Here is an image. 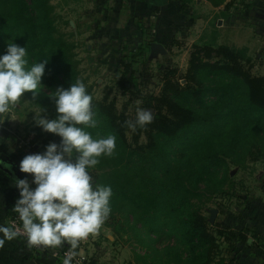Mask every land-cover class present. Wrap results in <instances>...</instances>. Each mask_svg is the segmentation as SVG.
<instances>
[{"label":"trees","instance_id":"trees-1","mask_svg":"<svg viewBox=\"0 0 264 264\" xmlns=\"http://www.w3.org/2000/svg\"><path fill=\"white\" fill-rule=\"evenodd\" d=\"M184 1L181 7L187 6ZM59 18L51 0H0V55L15 41L27 48L30 64L46 61L42 78L46 91L35 98L31 92L25 95L44 109L43 115L49 119L57 116L49 93L58 87L69 88L77 79L84 81L99 122L88 131L94 138L116 137V155L103 158L91 173L95 184L112 187L111 215L124 213L134 229L175 234L188 246L207 241L209 249L199 257L207 256L210 262L213 239L208 218L194 199L207 196L212 189L224 193L228 160L247 150L249 138L255 146L264 144V75L251 72L246 49L215 45L208 39L202 42L204 47L197 48L209 56L215 53L219 59L204 60L199 51L193 53L186 83L168 79L160 95L144 101L143 107L153 109V123L132 132L125 121L135 120L136 114L119 111L108 95L101 100L94 97L93 86L81 74L75 44L65 38ZM123 82L121 78L128 89V83ZM42 135L46 142L60 143L59 136L45 131L35 140ZM174 144L183 146L182 153L170 163L168 157L179 150H170ZM8 175L14 181L23 179L16 173ZM15 215L13 212L11 218ZM64 247L68 249V245ZM168 254L182 260L177 253ZM196 259L188 257L187 261Z\"/></svg>","mask_w":264,"mask_h":264},{"label":"rangeland","instance_id":"rangeland-1","mask_svg":"<svg viewBox=\"0 0 264 264\" xmlns=\"http://www.w3.org/2000/svg\"><path fill=\"white\" fill-rule=\"evenodd\" d=\"M127 2L119 7L113 1L51 0L60 15L59 28L67 41L75 44L81 74L93 86L96 99L108 95L109 101H116L119 111L130 116L136 114L137 107L153 111L143 107L144 101L160 95L170 78L185 84L192 54L208 39L215 45L246 49L253 65L251 72L264 75V28L253 27L258 23L253 15L245 25L238 9H232L229 16L215 19L214 23L218 19L222 22L217 26L221 30L214 33L204 29L205 21H193L191 15L181 12V0H170L166 6L172 4L171 7L160 13L154 8L149 16L134 15L140 12L139 8L128 10ZM162 2L156 0L154 5L162 6ZM231 4L240 7L241 2L232 0ZM152 43L161 44L164 51L154 52ZM198 56L209 61L219 59L215 53L209 56L204 50ZM121 78L128 83V89L122 86ZM23 99L27 107L17 111V120L0 124V140H5L1 152L5 153L3 157L17 161L18 174L26 155L42 153L53 143L46 142L44 135L35 140L44 131L36 125L35 113L29 110L42 109L27 95ZM176 144L170 150H179L168 157L170 163L182 153L183 146ZM246 148L243 154L228 160V177L222 184L224 193L212 189L207 196L194 199L208 218L213 239L210 262L207 256L199 257L209 249L207 241L197 247L188 246L175 234L136 230L124 213L110 215L99 235L82 241L76 258L81 264H264V144L255 146L249 138ZM29 175L23 173L32 184L33 177ZM64 248L54 249V260L59 264H63V253L67 251ZM169 251L181 255L182 260L172 259ZM188 257L197 259L188 262Z\"/></svg>","mask_w":264,"mask_h":264},{"label":"clouds","instance_id":"clouds-1","mask_svg":"<svg viewBox=\"0 0 264 264\" xmlns=\"http://www.w3.org/2000/svg\"><path fill=\"white\" fill-rule=\"evenodd\" d=\"M45 69L46 61L30 64L27 48L15 41L8 43L6 53L0 55V124L17 120V111L27 107L25 93L31 92L35 98L43 91ZM49 97L55 103L56 118H47L44 109H30L29 113H35L38 127L61 140L21 160L20 171L32 174L35 187L26 178L17 181L20 198L13 212L18 214L30 248L57 249L66 244L70 251L63 264H73L80 243L99 235L110 218L112 187L94 184L91 173L103 158L116 155L117 143L114 135L94 138L88 131L99 122L84 81L77 79L69 88L58 87ZM153 121L152 110L137 107L135 120L125 121V125L135 132ZM18 235L15 221L0 224V248Z\"/></svg>","mask_w":264,"mask_h":264},{"label":"crops","instance_id":"crops-1","mask_svg":"<svg viewBox=\"0 0 264 264\" xmlns=\"http://www.w3.org/2000/svg\"><path fill=\"white\" fill-rule=\"evenodd\" d=\"M100 1H113L117 6H124V1H128V7L133 11V7L139 8L140 12H134V15H147L149 16L150 11L154 8L160 13V11L168 9L171 5L165 4L163 0L162 6L154 5L156 0H100ZM158 1V0H157ZM187 6L181 7L179 9L181 12L191 15V20L201 19L206 22L204 29L208 32L210 30H221L218 29L222 22L217 17H227L232 9H238L240 16L244 17V23L247 25L246 21L251 15L254 16L257 22L254 23L253 27L256 29L264 28V0H240L241 4L239 6L232 5V0H186ZM179 4V3H178ZM110 6V4H109ZM136 8V9H137ZM206 8V11L202 9ZM155 10V11H156ZM204 12V13H200ZM221 20V21H220ZM216 26V29H215ZM5 140H0V162H4L7 166H11L15 173L19 177H23V173L19 174L16 172L17 161L12 158H5L2 153V149L5 146ZM32 177V174H30ZM29 175V177H30ZM17 181H14L5 171L0 169V224H5L10 222L11 214L13 213V208L16 205L17 200L20 198V193L16 187ZM54 249L48 248H34L29 247L27 244V239L18 236L11 242H6L3 248H0V264H59L58 261L54 260Z\"/></svg>","mask_w":264,"mask_h":264},{"label":"water","instance_id":"water-1","mask_svg":"<svg viewBox=\"0 0 264 264\" xmlns=\"http://www.w3.org/2000/svg\"><path fill=\"white\" fill-rule=\"evenodd\" d=\"M151 47H152L154 52L164 51L163 46L159 43H152ZM0 169L5 171L6 173L10 174L11 176H14V174H15L14 169L11 166L10 167L7 166L4 162H0ZM214 213H215V211H214Z\"/></svg>","mask_w":264,"mask_h":264},{"label":"built area","instance_id":"built-area-1","mask_svg":"<svg viewBox=\"0 0 264 264\" xmlns=\"http://www.w3.org/2000/svg\"><path fill=\"white\" fill-rule=\"evenodd\" d=\"M12 221H15V223H16V227L19 230V236L26 238V235L23 232L22 223L20 222V220L18 218V214H16L14 217H12ZM67 251L69 252L70 250L67 249ZM67 251L65 253H63V257L65 256L66 253H68ZM73 263L74 264H81L77 258L74 259Z\"/></svg>","mask_w":264,"mask_h":264}]
</instances>
